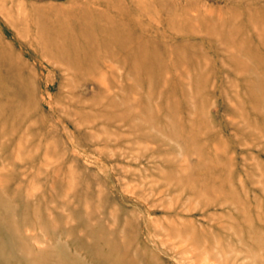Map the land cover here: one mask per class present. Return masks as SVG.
<instances>
[{"label":"rangeland","instance_id":"rangeland-1","mask_svg":"<svg viewBox=\"0 0 264 264\" xmlns=\"http://www.w3.org/2000/svg\"><path fill=\"white\" fill-rule=\"evenodd\" d=\"M40 256L264 264V0H0V264Z\"/></svg>","mask_w":264,"mask_h":264},{"label":"bare ground","instance_id":"bare-ground-1","mask_svg":"<svg viewBox=\"0 0 264 264\" xmlns=\"http://www.w3.org/2000/svg\"><path fill=\"white\" fill-rule=\"evenodd\" d=\"M1 256H2V254H1ZM40 257H41V258H40V259L37 258L38 260H35L33 264H36L38 261H40V264H41V259H43V258H42V256H40ZM43 260H44V259H43ZM36 261H37V262H36Z\"/></svg>","mask_w":264,"mask_h":264}]
</instances>
